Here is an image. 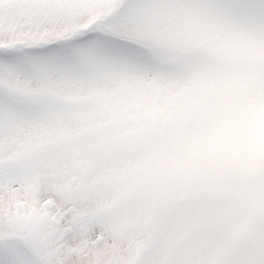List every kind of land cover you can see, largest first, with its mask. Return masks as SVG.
I'll return each mask as SVG.
<instances>
[{
	"label": "snow or ice",
	"instance_id": "6c2138e0",
	"mask_svg": "<svg viewBox=\"0 0 264 264\" xmlns=\"http://www.w3.org/2000/svg\"><path fill=\"white\" fill-rule=\"evenodd\" d=\"M0 264H264V0H0Z\"/></svg>",
	"mask_w": 264,
	"mask_h": 264
}]
</instances>
